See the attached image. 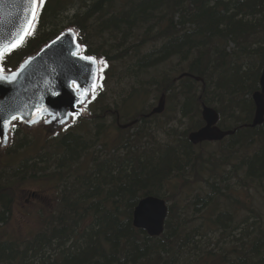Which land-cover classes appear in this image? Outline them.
<instances>
[{
  "label": "trees",
  "instance_id": "obj_1",
  "mask_svg": "<svg viewBox=\"0 0 264 264\" xmlns=\"http://www.w3.org/2000/svg\"><path fill=\"white\" fill-rule=\"evenodd\" d=\"M33 27L0 62L3 72L69 27L103 71L87 118L72 119L38 148L13 127L0 165V224L10 217L19 183L49 179L58 199L29 238L0 240V264H264L260 213L235 214L243 205L240 190L264 193V123L246 127L264 66V0H45ZM116 62L122 67L115 69ZM185 73L193 78H178ZM162 93L164 112L143 118L152 108L146 101ZM112 105L120 124L138 120L118 129L121 138L109 145L104 115L113 116ZM202 105L234 134L191 145L187 134L204 126ZM147 196L168 205L163 234L155 238L132 226V212ZM215 215L214 223L231 229L227 236L241 231L213 244L210 226H200L202 234L186 227Z\"/></svg>",
  "mask_w": 264,
  "mask_h": 264
},
{
  "label": "water",
  "instance_id": "obj_2",
  "mask_svg": "<svg viewBox=\"0 0 264 264\" xmlns=\"http://www.w3.org/2000/svg\"><path fill=\"white\" fill-rule=\"evenodd\" d=\"M27 15L24 0H0V47L11 42L8 39L9 35L19 34L15 30ZM69 48L74 49L79 56L89 57L81 53L77 35L70 28L43 46L35 55L27 58L14 72L2 73L5 77L15 79L0 81V107L7 109L0 114V150L7 145L10 125L14 122L7 119L10 112L17 110L22 112L23 121L17 120L26 127H32L39 123L42 117H47L46 124L52 130L62 127L73 117L65 116V113H74L75 116L82 114L79 107L95 89L93 83H97L99 62L95 59L96 63L90 64L76 57L70 58L64 54ZM83 69H89L91 74ZM183 77L191 76L182 74L179 78ZM73 80L81 86L79 91L70 87ZM196 80L201 81L198 78ZM259 86L260 91L252 95L255 112L252 123L247 126L249 128L260 126L264 122V67L259 78ZM164 109L165 94H162L157 105L144 117L160 115ZM49 112L63 118L65 123L53 119ZM201 117L205 125L189 133L187 139L190 144L196 146L204 142H218L233 134V131L224 132L217 127L218 114L214 109L202 105ZM135 122L121 128L126 129ZM167 211L164 200L152 196L144 197L133 210L132 225L135 229L144 231L149 237H159L163 232Z\"/></svg>",
  "mask_w": 264,
  "mask_h": 264
},
{
  "label": "rangeland",
  "instance_id": "obj_3",
  "mask_svg": "<svg viewBox=\"0 0 264 264\" xmlns=\"http://www.w3.org/2000/svg\"><path fill=\"white\" fill-rule=\"evenodd\" d=\"M232 47V46H231ZM114 68H121V63H114ZM109 87H114L115 84L113 80L109 82ZM124 86V83L121 84ZM147 104L151 103L152 108L156 106L157 100L148 99ZM146 104V105H147ZM114 105H112V108ZM138 108V105L137 107ZM146 108V107H145ZM148 108L147 110H150ZM86 113L84 112L83 115ZM176 114V113H175ZM166 118H162L159 121L160 127L163 125ZM177 119L173 120L172 124L178 127L180 130H184L186 125L182 122L179 124ZM112 121L110 116L106 117V125H108ZM47 119H41L39 123L32 127L22 126L21 124H14V126L20 127L23 133L28 134L35 142V147L41 146V144L50 136L55 135L57 133L63 132V128H60L56 131H52L51 127L46 124ZM66 129V128H65ZM158 136L160 139H166V135H164L163 131H157ZM121 138L120 133L118 132V127L116 125H111L107 132L104 134L103 141L107 142L109 145H114L117 141ZM4 149V148H3ZM0 150V165L3 164L5 157L3 155L4 150ZM34 151V150H31ZM29 151V154L32 152ZM37 152V151H36ZM27 156L26 152L21 156V158ZM232 185L235 182V179L232 180ZM236 183V182H235ZM32 193L35 195L32 196ZM239 198L243 202V205L236 210L235 214L239 219L243 218L246 214L249 213L250 209H254L255 212L258 214L260 213V227L264 226V193L262 190H256L252 188L249 192H244V190L239 191ZM12 208L11 214L6 224H0V240H7V241H23L37 232L52 214H54L55 206L57 205V193L54 189L53 182L49 179H42L41 181L38 180H27L22 184L17 185L13 189L12 195ZM251 214V213H250ZM253 215V214H251ZM215 215L212 217L213 222H209L208 224L204 222L196 223L194 225H186L188 229H198L199 234H202L201 228L211 227L212 234H209V237L214 244L216 240H219L223 244L226 243L228 240L232 239L234 235H238L241 229H237L235 231H231V236H227L229 234V230H226L224 225L221 223H214L216 217ZM249 220L253 221V219L249 218L246 223V228L251 227L252 224H249ZM221 221V220H220ZM230 223H228V226ZM207 230V228H206ZM250 230V229H249ZM204 237H197L196 242L202 243L204 241ZM216 249V246H214Z\"/></svg>",
  "mask_w": 264,
  "mask_h": 264
},
{
  "label": "snow or ice",
  "instance_id": "obj_4",
  "mask_svg": "<svg viewBox=\"0 0 264 264\" xmlns=\"http://www.w3.org/2000/svg\"><path fill=\"white\" fill-rule=\"evenodd\" d=\"M45 0H24V3L26 5V11L28 12L27 17L24 19L23 23L19 25L18 29L15 31H18L17 36L9 35L8 39L11 41L9 44L5 45L4 47H0V62L3 61V58L10 53L12 50L20 47L25 42L26 38L32 34L34 31V24L38 21V14L39 11L43 8ZM55 43V41H53ZM78 47V45H77ZM66 54L68 57H76L80 61H87V63L95 64L96 60L91 57H85V56H79V54L72 48H69L67 50ZM106 66V65H105ZM77 67H82L80 65H77ZM85 72H88L91 74L89 69H83ZM3 73V67L2 64H0V81L8 80V79H15V77L9 78L2 75ZM95 79V78H94ZM70 87L75 89L76 91H79L80 85L73 80L70 83ZM98 87L97 84L93 83V88ZM56 94V93H53ZM87 94L86 92L84 93ZM95 98V95H93V99ZM7 109L4 107H0V114H3L6 112ZM49 115L53 117V119H58L59 123H65V120L63 118H58L54 112H49ZM65 116L72 115L75 117L74 113H65ZM7 119L10 121H15L17 119L23 121V113L19 110L15 112H10L7 115Z\"/></svg>",
  "mask_w": 264,
  "mask_h": 264
},
{
  "label": "flooded vegetation",
  "instance_id": "obj_5",
  "mask_svg": "<svg viewBox=\"0 0 264 264\" xmlns=\"http://www.w3.org/2000/svg\"><path fill=\"white\" fill-rule=\"evenodd\" d=\"M113 113H114L113 115H114V118H115V119L113 120L114 123L111 122V124H112V125H117V116H116V112H113ZM34 195H35V194L32 193V196H34Z\"/></svg>",
  "mask_w": 264,
  "mask_h": 264
},
{
  "label": "bare ground",
  "instance_id": "obj_6",
  "mask_svg": "<svg viewBox=\"0 0 264 264\" xmlns=\"http://www.w3.org/2000/svg\"><path fill=\"white\" fill-rule=\"evenodd\" d=\"M247 126H248V125H247ZM247 126H246V127H247ZM203 127H204V126H203ZM248 128H249V127H248ZM233 134H234V131H233ZM233 134H232V135H233Z\"/></svg>",
  "mask_w": 264,
  "mask_h": 264
}]
</instances>
